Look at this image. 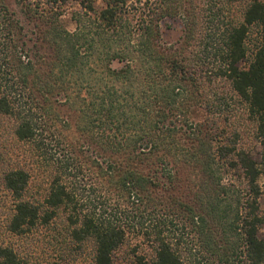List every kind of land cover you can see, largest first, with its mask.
I'll return each instance as SVG.
<instances>
[{
	"label": "trees",
	"instance_id": "trees-1",
	"mask_svg": "<svg viewBox=\"0 0 264 264\" xmlns=\"http://www.w3.org/2000/svg\"><path fill=\"white\" fill-rule=\"evenodd\" d=\"M70 1L80 6L72 30L62 17ZM220 1L216 9L228 2ZM16 2L40 23L49 52L38 58L0 0V119L14 121L15 137L51 173L40 197L29 194L28 169L3 173L15 201L9 231L62 224L95 264H110L129 237L152 252L142 264H264V1L249 0L224 23L208 0ZM178 14L182 42L165 46L161 22ZM252 26L260 43L243 67ZM217 79L254 122L260 159L242 145L230 103L202 89ZM64 102L74 138L60 134ZM196 109L207 116L196 120ZM0 264L28 262L0 245Z\"/></svg>",
	"mask_w": 264,
	"mask_h": 264
},
{
	"label": "rangeland",
	"instance_id": "rangeland-1",
	"mask_svg": "<svg viewBox=\"0 0 264 264\" xmlns=\"http://www.w3.org/2000/svg\"><path fill=\"white\" fill-rule=\"evenodd\" d=\"M9 8L14 11L15 18L19 20V24L23 27L26 33L24 38L28 46L34 45L38 58L48 55L49 49L45 41L41 40V33L39 32V22L32 21L26 17L27 11L21 8L17 0H6ZM204 7H213L215 11H221L223 14V23L227 21H237L241 16L242 7L248 3L249 0L229 1L225 5L221 4V9H216L220 0H208ZM264 1V0H263ZM230 2V3H229ZM229 3V4H228ZM100 0H97L96 5H100ZM216 7V8H215ZM80 10V6L70 1L64 6V15L62 16L68 30L74 28V22L70 19L74 11ZM26 12V13H25ZM186 18L184 14H178L173 18H166L161 22L160 35L161 41L165 46L175 45L182 42L184 34V24ZM43 28L42 26H40ZM260 29L257 26L250 28L249 34L246 38L247 53L241 66L246 67L253 58V54L257 45L260 43ZM44 60H47L44 58ZM114 66H117L115 63ZM3 75V74H2ZM1 75V76H2ZM7 88L13 90V83H7ZM211 98L216 100L222 99L223 103H230L229 110L233 112L235 117L232 125L241 133V143L246 147L255 159L261 157V145L256 141L254 131V122L248 117L245 107L240 104L237 97L232 93L228 83L222 79H217L211 85H204L202 87ZM9 92L13 96L17 91H2ZM64 101L63 99L61 100ZM65 103V102H64ZM68 107H61L59 112L60 117L57 118V123L60 125V134H67L74 138L73 129L68 130L66 124L73 126L76 120L75 112L68 109ZM62 112L69 113L67 116H62ZM71 114V115H70ZM207 116L201 109H196L192 114L196 120H200ZM64 120L69 123H64ZM14 121L10 117H2L0 119V245L12 247L28 264H95L92 258V250L90 248L84 251L76 249L75 245L68 238L64 231L62 224L53 223L50 226H38L24 235H17L9 231L8 225L10 219L14 214L15 201L11 197L9 191L4 187L2 175L10 168L22 166L30 171L31 185L29 194L40 197L44 192L50 180L51 169L42 167L41 162L33 155L31 150L32 145L29 142L21 141L13 134ZM64 138V137H63ZM79 143L82 141L80 137H76ZM260 188L263 192L259 199L261 209H264V174L258 179ZM58 221V220H57ZM259 236L264 238V226L259 229ZM152 252L143 242L135 237H129L123 245L117 248L113 254L110 264H142L143 261H149Z\"/></svg>",
	"mask_w": 264,
	"mask_h": 264
}]
</instances>
